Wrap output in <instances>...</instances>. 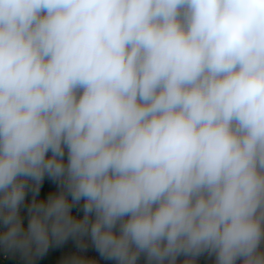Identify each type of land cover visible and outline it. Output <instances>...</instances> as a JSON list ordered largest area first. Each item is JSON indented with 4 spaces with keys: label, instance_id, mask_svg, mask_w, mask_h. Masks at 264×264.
<instances>
[{
    "label": "clouds",
    "instance_id": "obj_1",
    "mask_svg": "<svg viewBox=\"0 0 264 264\" xmlns=\"http://www.w3.org/2000/svg\"><path fill=\"white\" fill-rule=\"evenodd\" d=\"M0 226L30 262L264 264V0H0Z\"/></svg>",
    "mask_w": 264,
    "mask_h": 264
},
{
    "label": "crops",
    "instance_id": "obj_2",
    "mask_svg": "<svg viewBox=\"0 0 264 264\" xmlns=\"http://www.w3.org/2000/svg\"><path fill=\"white\" fill-rule=\"evenodd\" d=\"M56 190H57V185L46 178L43 185L41 186L40 196L38 198L46 199L50 192ZM30 200H31V193L29 192L26 203L30 202ZM73 213L77 215L82 214L79 213L77 209H73ZM22 215L24 216V224L26 226L28 219L26 207L22 209ZM73 244L74 242L72 240H69L62 247L51 248L45 256L40 258H35L34 260L36 264H39L38 262H40V264H60L63 262V258L66 252ZM140 263L143 264V261H140ZM177 264H183V257L178 258ZM197 264H214V257L208 255L201 256L197 260Z\"/></svg>",
    "mask_w": 264,
    "mask_h": 264
},
{
    "label": "built area",
    "instance_id": "obj_3",
    "mask_svg": "<svg viewBox=\"0 0 264 264\" xmlns=\"http://www.w3.org/2000/svg\"><path fill=\"white\" fill-rule=\"evenodd\" d=\"M0 228H2V226H0ZM74 253L80 254L89 260L95 261V264H114L113 261L105 260L100 257L99 254L92 247H89L85 252H79V250L75 246V243L66 252L63 258V262L66 257ZM63 262L60 264H63ZM0 264H36V262L35 260H32L30 262L19 254H5L2 250H0Z\"/></svg>",
    "mask_w": 264,
    "mask_h": 264
},
{
    "label": "rangeland",
    "instance_id": "obj_4",
    "mask_svg": "<svg viewBox=\"0 0 264 264\" xmlns=\"http://www.w3.org/2000/svg\"><path fill=\"white\" fill-rule=\"evenodd\" d=\"M40 264V262H38Z\"/></svg>",
    "mask_w": 264,
    "mask_h": 264
}]
</instances>
